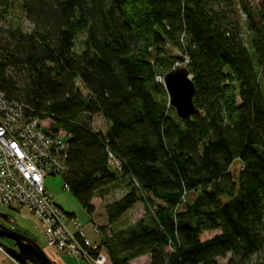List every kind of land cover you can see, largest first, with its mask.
Instances as JSON below:
<instances>
[{
	"label": "trees",
	"instance_id": "1",
	"mask_svg": "<svg viewBox=\"0 0 264 264\" xmlns=\"http://www.w3.org/2000/svg\"><path fill=\"white\" fill-rule=\"evenodd\" d=\"M14 1L31 29L0 23V92L67 138L61 175L84 209L110 226L144 207L98 227L109 264H264V0ZM177 63L195 85L187 119L156 80Z\"/></svg>",
	"mask_w": 264,
	"mask_h": 264
},
{
	"label": "built area",
	"instance_id": "2",
	"mask_svg": "<svg viewBox=\"0 0 264 264\" xmlns=\"http://www.w3.org/2000/svg\"><path fill=\"white\" fill-rule=\"evenodd\" d=\"M156 80L163 83L164 77L157 76ZM67 150L63 134L51 133L38 117L25 114L21 104L8 101L0 92V205L28 209L43 230L46 246L57 253L87 264H108L105 249L81 234V224L75 215L64 211L44 185L47 175L67 170L64 159ZM108 161L111 167L119 168L120 163L111 152ZM68 223L76 232L69 230ZM93 229L98 231V226ZM0 253L18 264L2 244Z\"/></svg>",
	"mask_w": 264,
	"mask_h": 264
},
{
	"label": "rangeland",
	"instance_id": "3",
	"mask_svg": "<svg viewBox=\"0 0 264 264\" xmlns=\"http://www.w3.org/2000/svg\"><path fill=\"white\" fill-rule=\"evenodd\" d=\"M7 12H3L5 18L1 22H11L14 25L20 26L23 30H30L31 25L29 22L25 20V17L23 15V11L20 7V3L18 1L9 0L7 3ZM85 33L81 30L79 35L76 38L75 48L76 50H80L82 47V42L84 40ZM175 52V51H174ZM176 53V52H175ZM81 87V86H80ZM82 92H86L81 87ZM92 126L95 129H99L101 131H105L107 129L108 123L103 118V116L94 115ZM111 169L113 167L110 166ZM241 169V162L238 160L234 161L232 166L230 167L231 172L234 175H237L239 170ZM64 180L61 174H50L47 175L44 179V185L48 189V191L52 194L55 202L60 205L64 211L75 215V218L79 221L81 224V234L85 237H87L91 242L98 243L101 238L103 237L102 233L99 231H96L93 229V226L96 225L98 227H104V229H108L109 231L121 229L123 227H126L130 224L135 223L137 220L141 218V216L144 213V207L141 203H137L134 205L131 209L126 211L114 224H111L110 226L106 223L105 220V211L102 207L100 211L96 212H88L86 209L82 207V205L78 202V200L72 195V193L64 187ZM122 192L120 190H113L109 194H107L104 197V203H107L109 201H112L118 197ZM197 192H190L188 194V200L192 199ZM157 202V201H156ZM0 211L4 212L8 215L9 220L7 222H3L5 225L14 228L20 232H23L30 237H32L42 248L43 250L48 254V256H51L53 259L52 261L54 263L58 264V260L54 261V252L52 251V248L46 246V240L44 238L43 230L39 224V222L36 220V218L29 212L28 209H8L6 207H3L0 205ZM67 227L70 231L76 232V229H74L70 223L67 224ZM213 232L205 233L203 236L208 237L212 235ZM0 244L6 245L9 247H15V243L7 238L0 237ZM55 253H57L55 251ZM57 258L62 264H71L73 262H76V264H87L85 261H79L76 258H73L68 255L59 254L57 253ZM3 256V258L6 259L4 262H0L2 264H13L9 258L5 254L0 253V258ZM229 254L225 258H218V264H225L227 259L229 258ZM50 257V258H51ZM78 261V262H77ZM253 262H256L255 259H253ZM131 264H149V258L146 255L140 256L138 258H135L130 261ZM109 264V263H108ZM256 264V263H254Z\"/></svg>",
	"mask_w": 264,
	"mask_h": 264
},
{
	"label": "water",
	"instance_id": "4",
	"mask_svg": "<svg viewBox=\"0 0 264 264\" xmlns=\"http://www.w3.org/2000/svg\"><path fill=\"white\" fill-rule=\"evenodd\" d=\"M164 87L168 104L174 108L178 117L187 119L198 113L192 100L195 85L186 67L177 66L168 71L164 75ZM0 218L7 219L8 215L0 211ZM0 237L15 243V247L6 245L3 247L18 264H55L32 237L5 225L2 221H0Z\"/></svg>",
	"mask_w": 264,
	"mask_h": 264
},
{
	"label": "crops",
	"instance_id": "5",
	"mask_svg": "<svg viewBox=\"0 0 264 264\" xmlns=\"http://www.w3.org/2000/svg\"><path fill=\"white\" fill-rule=\"evenodd\" d=\"M52 251L54 252V254H53V256H54V261H57L58 260V264H62L60 261H59V259L57 258V253H55V251H54V249H52ZM47 254V253H46ZM48 255V254H47ZM49 257H51V256H49ZM51 259H53L52 257H51ZM4 261H6V259L5 258H3V256L0 258V262H4ZM79 261V260H78ZM77 261V262H78ZM81 261H79L78 263H80ZM55 264H57V263H55ZM65 264H67V263H65ZM71 264H76V262H73V263H71Z\"/></svg>",
	"mask_w": 264,
	"mask_h": 264
},
{
	"label": "flooded vegetation",
	"instance_id": "6",
	"mask_svg": "<svg viewBox=\"0 0 264 264\" xmlns=\"http://www.w3.org/2000/svg\"><path fill=\"white\" fill-rule=\"evenodd\" d=\"M9 220V217L7 219L0 218V221L7 222Z\"/></svg>",
	"mask_w": 264,
	"mask_h": 264
}]
</instances>
